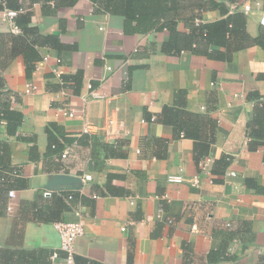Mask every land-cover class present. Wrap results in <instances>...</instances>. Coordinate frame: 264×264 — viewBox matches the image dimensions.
<instances>
[{
  "label": "crops",
  "instance_id": "0c3cea01",
  "mask_svg": "<svg viewBox=\"0 0 264 264\" xmlns=\"http://www.w3.org/2000/svg\"><path fill=\"white\" fill-rule=\"evenodd\" d=\"M243 1L0 0V106L22 115L0 117V264H64L59 221L84 223L74 264H264V27Z\"/></svg>",
  "mask_w": 264,
  "mask_h": 264
},
{
  "label": "built area",
  "instance_id": "2783aa9c",
  "mask_svg": "<svg viewBox=\"0 0 264 264\" xmlns=\"http://www.w3.org/2000/svg\"><path fill=\"white\" fill-rule=\"evenodd\" d=\"M243 12L246 15H250L251 13H253L254 11H259V24L264 26V7L262 6V4L260 3V0H255V1H251V0H245L240 4ZM15 11L13 10H5V14L8 17H12L15 15ZM193 22L198 25L201 23V18L199 16L194 17ZM14 29L16 30V27H14ZM109 70L111 69L110 67H107ZM59 71H57L58 73ZM87 87L90 88L91 85L88 83ZM34 88L33 85H28L26 88V92H30L32 91V89ZM90 95L92 97L95 98H101L102 95H98L94 92H90ZM63 114L72 117L75 115V111L74 110H65L63 111ZM113 121L110 120L109 123H112ZM90 128L89 124H85L83 127L84 131H87ZM105 136L110 137V138H116L115 134L113 136L112 131H105ZM114 141V140H113ZM116 141V140H115ZM71 149L70 148H65L63 153L61 154L62 158H66L68 155H70ZM207 161H209L207 159ZM17 170L14 169L12 174H16ZM230 174H234L233 172H230ZM2 179V178H1ZM0 179V181H1ZM91 179V175L90 174H84L82 176V180L83 181H87ZM167 179L170 182H180L183 180V177L179 174H170L168 175ZM193 184H196L198 182V179L196 177H194L191 181ZM9 198H13L15 196V191L13 189H9L7 192ZM71 196H69L70 198ZM7 210L11 209V205L7 204L6 206ZM152 215H148L147 219H151ZM169 220H171L169 218ZM58 235H59V248L61 251H63L64 253V259L63 262L64 264H74V257H75V241L76 239L81 236L84 233V223L82 221H59L56 222L54 224ZM57 256V252H53L51 257L55 258Z\"/></svg>",
  "mask_w": 264,
  "mask_h": 264
},
{
  "label": "trees",
  "instance_id": "16d2710c",
  "mask_svg": "<svg viewBox=\"0 0 264 264\" xmlns=\"http://www.w3.org/2000/svg\"><path fill=\"white\" fill-rule=\"evenodd\" d=\"M229 26L230 25H228L226 21L220 20V21L214 22L212 24L200 23V24L196 25V28L199 29L200 34L206 40V42L216 43L218 41L224 42L223 39H224L225 33L227 32V30L231 31L230 30L231 26L230 27ZM254 41L264 47V34H262L261 37H259V38H255ZM2 94L4 96H6L7 93H6V91H4ZM169 112H171V109L169 107H167V106L163 107V111H162L163 120L173 122L175 120V117L171 118V119H167V120L164 119V116ZM194 116H197V114H195ZM260 116H261V112L257 113L255 115L254 121L248 123L249 137L251 139H253V138H260V139L263 138L264 139V130L263 129H259V130L254 131L252 128V125L258 121ZM0 117H4L7 120V131L9 132V134H13L15 132V128L21 123V119H22V115L20 112L9 109V104L7 103V97L6 98L3 97V99L1 100ZM10 123H11V126H10ZM176 127L179 129V128H182L184 126L183 125H176ZM184 132H185V135H187L189 137L196 138V134L194 133L195 131L194 130L191 131V129L189 127L185 128ZM49 141L51 142V144L54 141V137L50 133H49ZM259 141H261V140H259ZM0 145H2L3 149L6 147L2 143H0ZM57 149H58V147H57Z\"/></svg>",
  "mask_w": 264,
  "mask_h": 264
},
{
  "label": "water",
  "instance_id": "95a60500",
  "mask_svg": "<svg viewBox=\"0 0 264 264\" xmlns=\"http://www.w3.org/2000/svg\"><path fill=\"white\" fill-rule=\"evenodd\" d=\"M81 186L80 177H74L67 174H54L50 177L47 187H56L58 190L62 188H78Z\"/></svg>",
  "mask_w": 264,
  "mask_h": 264
}]
</instances>
